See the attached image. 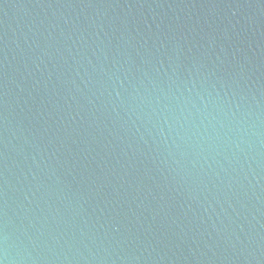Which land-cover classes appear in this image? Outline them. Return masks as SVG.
<instances>
[{"label": "water", "instance_id": "95a60500", "mask_svg": "<svg viewBox=\"0 0 264 264\" xmlns=\"http://www.w3.org/2000/svg\"><path fill=\"white\" fill-rule=\"evenodd\" d=\"M0 258L264 264V0H0Z\"/></svg>", "mask_w": 264, "mask_h": 264}, {"label": "clouds", "instance_id": "9594fccd", "mask_svg": "<svg viewBox=\"0 0 264 264\" xmlns=\"http://www.w3.org/2000/svg\"><path fill=\"white\" fill-rule=\"evenodd\" d=\"M0 264H7L6 259H4V258H0Z\"/></svg>", "mask_w": 264, "mask_h": 264}]
</instances>
